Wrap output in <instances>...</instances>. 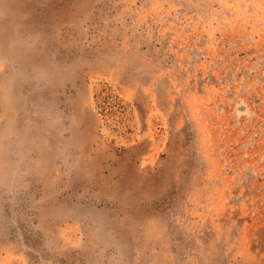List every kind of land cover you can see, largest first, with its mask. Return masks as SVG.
Masks as SVG:
<instances>
[{
	"label": "rangeland",
	"instance_id": "rangeland-1",
	"mask_svg": "<svg viewBox=\"0 0 264 264\" xmlns=\"http://www.w3.org/2000/svg\"><path fill=\"white\" fill-rule=\"evenodd\" d=\"M74 1L0 14V264H264V0Z\"/></svg>",
	"mask_w": 264,
	"mask_h": 264
},
{
	"label": "bare ground",
	"instance_id": "bare-ground-1",
	"mask_svg": "<svg viewBox=\"0 0 264 264\" xmlns=\"http://www.w3.org/2000/svg\"><path fill=\"white\" fill-rule=\"evenodd\" d=\"M33 1L34 0H0V14L5 17H12L13 15H17V13L19 12L18 8L22 7L23 5L27 6ZM92 1L93 0H75L73 3L75 11H79L80 13H86L88 10L87 8L88 6H90ZM22 43L23 42H9L8 44H6V46H9L7 47V49L4 48V55L6 56V58H4L7 63V69L10 67L8 64L14 62L13 59L17 61V66L21 65L20 60L15 59L14 57L18 56L19 49L23 45ZM29 44L31 47L32 43ZM109 52V56L115 54L114 51ZM15 73L16 72L14 71L13 76L10 73H4L2 74V76H0V86L4 89V91L1 92V99L4 101V103L10 106H13V103L16 101L17 96L19 97L21 89L19 85V80L16 79ZM70 120L71 123H74L73 117L72 119L70 118Z\"/></svg>",
	"mask_w": 264,
	"mask_h": 264
}]
</instances>
